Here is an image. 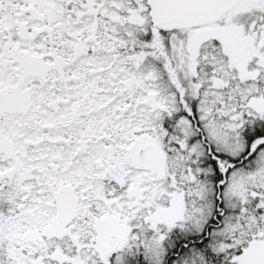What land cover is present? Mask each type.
<instances>
[{
    "label": "snow or ice",
    "instance_id": "snow-or-ice-1",
    "mask_svg": "<svg viewBox=\"0 0 264 264\" xmlns=\"http://www.w3.org/2000/svg\"><path fill=\"white\" fill-rule=\"evenodd\" d=\"M0 264H264V0H0Z\"/></svg>",
    "mask_w": 264,
    "mask_h": 264
}]
</instances>
